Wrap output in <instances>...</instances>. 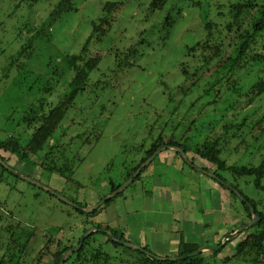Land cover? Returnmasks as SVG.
I'll return each instance as SVG.
<instances>
[{"label":"rangeland","instance_id":"374dc122","mask_svg":"<svg viewBox=\"0 0 264 264\" xmlns=\"http://www.w3.org/2000/svg\"><path fill=\"white\" fill-rule=\"evenodd\" d=\"M60 1L0 0V140L23 132L21 119L34 102L40 99L54 104L57 102V98L65 90L63 86H57L58 82L51 76L52 70L59 67L66 71V66L61 63L63 57L79 54L90 39V48L95 55L100 56L98 68L90 73L92 90L78 97L50 140V144L56 146L54 154L60 166L66 165L69 168L76 165L74 182L69 183L61 175L41 167L34 168L32 162H20L16 156L11 162L21 174L35 178L68 199H78L85 205L90 202L97 203L108 194V182H122L127 171L143 155L137 153L135 148L142 144L148 146L147 142L158 137L160 125L164 129L165 124L170 122L165 86L172 92L184 81L181 64L189 59L188 48L205 39V22L212 20L219 23L218 6H229L244 0H188L177 3L171 0L165 11H160L148 19L144 6L152 0H75L76 10L65 13L58 20L52 29L51 40L33 41L31 30L34 32L39 29ZM189 1L200 5H189ZM254 1L264 5V0ZM108 2L121 4V8L117 13L113 31L99 41L93 28L103 17L104 6ZM173 6H178L181 13L177 9L173 11L171 17L174 24L164 29L166 13ZM143 31H146V42L137 47L139 34ZM29 42L35 47L33 56L20 64L15 61L14 67L8 73L7 64L12 58L18 57L19 51L28 46ZM131 48L137 49L136 57L125 55ZM118 52L123 54L117 57ZM255 76L254 72L247 80ZM97 82L100 83L95 85ZM48 88H53V91L46 92ZM186 103L187 106L180 109L182 115L173 117L174 123L187 113L190 101ZM243 106L244 103H240L237 108L241 109ZM249 111L257 116L262 115L264 97ZM196 116L194 113L193 118ZM24 133L27 134L26 131ZM261 155H264V149L239 158L230 157V162L240 160L242 165H257ZM171 157L174 155L170 150L160 154L140 180L130 185L122 196L115 198L113 203L91 221L107 225L111 220L114 223L120 217L121 223L127 225L125 228L133 237L130 236L131 241H128L143 247L148 246L151 253L160 258L175 256L176 251L169 252V232L175 235L184 233L187 242L206 248L217 246L220 241L227 243L226 239H222L224 234L236 228L239 223L226 224L222 218L213 216L208 210L203 213L200 203L202 193H213L216 189L221 191L216 187L218 184L188 167L181 173L174 164L169 165ZM42 160V154L32 156V161L39 165ZM174 162H178L179 166L183 164L180 159ZM149 173L154 176L146 177ZM4 176L7 182L0 186V201L6 203L7 211L4 212V225L7 227L21 222L38 228L40 234L34 246L24 255L25 264H53L51 255L45 252L42 257L37 255L38 250L46 246V240L42 237L55 236V239L65 241L71 239L84 224V217L49 192L24 180H17L7 172ZM193 176L196 178L193 179ZM78 186L80 190L77 193ZM161 186L180 188L182 202H178L176 207L169 206L162 190V200L146 203V196L151 199L155 192L153 189ZM240 186L249 197L264 200V193L256 191L251 183L242 180ZM192 195L195 196L194 199ZM217 199L220 201V195L210 194L207 207L215 204ZM224 200L230 201L228 196ZM148 205H152L153 209ZM193 205L196 212L192 211L190 218H184L181 222L176 219L178 215H175L173 221L167 216L168 212L175 209L183 207L184 210L185 206L192 208ZM161 212L164 214L161 215L163 221H156V214ZM10 213H13V217ZM225 214L226 219L231 213ZM4 227L0 223V256L6 242L2 236L6 231ZM53 227H61L63 231L51 235L48 229ZM164 231H167V237ZM245 236L246 233H243L242 237ZM233 247L230 244L221 257L231 255L234 252ZM53 249L54 247L51 251ZM107 249L110 253L125 250L116 249L112 245ZM127 250L137 257L140 256L137 250ZM122 253L125 262L117 261L115 264H135L131 259L132 254L127 251ZM213 264L226 263L219 259Z\"/></svg>","mask_w":264,"mask_h":264},{"label":"trees","instance_id":"16d2710c","mask_svg":"<svg viewBox=\"0 0 264 264\" xmlns=\"http://www.w3.org/2000/svg\"><path fill=\"white\" fill-rule=\"evenodd\" d=\"M172 1L177 3L179 1L187 2L188 0ZM170 3L171 0H152L147 6H144L146 18H153L158 12L165 11ZM190 3L200 5V3L192 1H189V5ZM120 8L121 4L116 2L105 4L103 17L100 18L98 24H94L93 28L94 34L99 36V41H102L113 31ZM177 8L178 6H173L168 9L163 22L164 29L174 24V19L171 16L173 11L178 10ZM218 9L220 22L206 21L204 25L205 39L188 48L189 59L181 64L180 69L184 81L172 92H169L168 87L165 86L166 91H164V94L167 96L166 99L169 103L167 115L170 117V122L165 124L166 128L164 129L160 125L161 131L158 137L147 142L148 146L142 144L135 148L137 153H143L142 157L131 166L122 182L110 181L107 183L109 192L101 197L99 201L119 189L157 149L170 145L183 149L193 165L199 166L205 171L213 172L223 183L234 187L253 206L260 216V221L243 232L246 233L245 237H242L243 233H241L238 237L232 239L237 230L252 220L248 203L243 202L234 192L217 180L196 171L193 166H190L181 158L178 152L170 150L173 152L174 157L170 158L169 165L174 164L176 159H180L183 163L181 173L185 171V167H188L193 172L208 177L211 182L218 184L216 187L226 192L230 200L229 211L232 215L241 219V222L236 228L224 234L222 239L227 240L224 247L217 251L204 252L198 256L178 261H158L139 250H137V253L140 256L137 257L127 250L131 248L115 242L103 232H96L83 242L82 247L65 264H115L117 261L122 263L125 262L122 253L124 251L133 255V257L131 255V259L135 264H213L218 262L219 259L226 264L233 262L264 264V200L249 197L240 186V181L245 180L246 183H251L256 191L264 193V155H261L257 165H242L240 160L234 163L230 162V157L231 159L234 157L239 158L264 149V113L257 116L249 111L255 106L256 102L264 97V5L258 4L254 0H244L229 6L220 5ZM74 10H76L75 0H61L43 21L41 27L34 32L31 30L33 33L31 39L33 41L51 40L54 25L65 13ZM178 13L180 14L181 11L178 10ZM145 35L146 31L139 34L137 47L146 42ZM90 44L89 39L79 54L63 57L61 63L66 66V71L63 68L59 69V67L52 70L51 76L58 82L57 86H63L65 90V93L57 98L56 105L45 99L37 100L27 108L21 119L24 127L23 132L11 134L0 140V155L13 168L15 167L11 162L13 157L16 156L20 162L27 164L32 162L34 168L41 167L43 170L61 175L69 183L74 182L73 176L76 165L69 168L66 165L60 166L58 158H55L54 154L56 146L50 144V140L64 122L68 111L74 106L78 97L84 92L92 90L90 73L98 68L100 56L95 55L94 50L92 51L90 48ZM33 45L29 42L28 46H24L19 51L18 57L10 60L6 66L8 73L14 67L15 61L20 64L33 56L35 53ZM118 53L117 57L123 54ZM136 54L137 49L131 48L125 55L136 57ZM254 72L256 76L251 80H247ZM99 83L97 82L95 85ZM50 90L53 91V88L46 89V92ZM193 96L195 98H192ZM188 101H190V105L187 113L174 123L173 117L182 115L180 109L182 106L186 107ZM240 103H244V106L238 109L237 106ZM194 113L197 116L193 118ZM211 113L213 114L211 115ZM5 154L8 156H5ZM40 154H42L43 160L39 165L32 161V156ZM152 164L153 162L145 167L132 184L140 180ZM0 168L2 170L0 172V186L7 182V178L4 176L5 172L14 176L17 180H22L6 170L1 164ZM153 176L150 173L146 175V177ZM79 190L78 186L76 192L78 193ZM122 194L119 196H122ZM71 200L82 208H88L96 204L90 202L82 205L78 199ZM114 200L107 201L99 210L90 215L83 214L73 208L84 217V224L77 230L75 236L66 241L55 239V236H50V238L43 236L42 238L46 240V246L38 250L37 255L42 257L45 252L51 255L53 264H59L60 259L68 251L81 244L84 234L93 226L111 230L119 240L129 242L127 232L119 226L112 225V221L107 225L91 221L98 217L102 210L113 203ZM5 206L6 203L0 201L1 227H4L6 222V218H4L6 217L4 212H7ZM10 216L13 217V213H10ZM4 229L6 231L2 236H4L3 239H6V242H4V250L0 256V264L9 262L11 264H25L24 255L39 238L38 228L20 222L5 226ZM62 231L63 228L61 227L48 229V233L51 235L52 233L59 234ZM75 239L77 240L73 243ZM221 244L220 241L217 246ZM230 244L234 245V252L222 258L223 251ZM110 245L116 249L124 248L125 250L122 252L115 250L114 253H110L107 249ZM52 247L54 249L51 251ZM202 247L200 244L187 242L184 233H180V245L175 256L183 257L196 252ZM144 248L146 251L151 252L148 246H144ZM36 264H40V262Z\"/></svg>","mask_w":264,"mask_h":264},{"label":"water","instance_id":"95a60500","mask_svg":"<svg viewBox=\"0 0 264 264\" xmlns=\"http://www.w3.org/2000/svg\"><path fill=\"white\" fill-rule=\"evenodd\" d=\"M167 150H174L176 152H178L181 156V158L188 163L190 166H193L195 168L196 171L202 173V174H206V176L213 178L214 180H217L218 182H220L221 184H223L224 186H226V188L230 189L232 192H234L243 202L248 203V201L231 185L225 184L222 182V180L213 172L211 171H205L203 168L193 165V163L188 159L186 153L184 152L183 149H181L180 147H174V146H170V145H165L160 147L159 149H157L154 154L149 157L139 168L138 170L126 181L124 182V184L117 189L115 192H113L112 194L106 196L105 198H103L101 201H99L98 203L94 204L91 207L88 208H82L80 207L78 204H75L72 200L68 199L67 197H65L63 194L57 192L54 189H51L49 186H47L46 184L36 180L35 178H32L30 176H27L25 174H21L20 172H18L15 168H13L12 166H10L7 162L4 161V159L2 158V156L0 155V164L9 172L13 173L15 176L19 177L20 179L27 181L33 185H36L39 188H42L43 190L51 193L53 196L57 197L59 200H61L62 202H64L65 204L79 210L80 212H82L83 214L86 215H90L92 213H94L95 211L99 210L100 207H102L107 201L111 200V199H115L117 198L120 194H122L135 180L136 178H138L141 174V172L143 171V169L145 167H148L156 158L157 156H159L161 153H163L164 151ZM248 206L250 208L251 214H252V220L245 226L241 227L239 230H237L234 234V236L232 237V239L238 237L241 233H243L245 230L255 226L259 221H260V216L256 213L255 209L253 208V206L251 204L248 203ZM96 232H103L105 234H107L112 240H114L115 242H118L120 244L125 245L128 248L134 249V250H139L142 252H145L148 256H151L153 258H155L158 261H178L181 259H187L190 257H194V256H198L204 252L207 251H217L220 250L224 247L225 243H222L220 246H213L211 248H206V247H202L199 250H197L196 252L180 257V256H173V257H167V258H160L157 257L155 255H153L151 252L146 251L145 248L143 246L137 245V244H133L131 242H125V241H121L119 240L114 233L111 230L108 229H102V228H98L96 226H93L91 228H89V230H87V232L84 234L83 238H82V242L81 244H79L76 248H74L73 250L68 251L61 259L59 264H65L67 262L68 259H70V257L77 252L83 245V242L90 237L93 233Z\"/></svg>","mask_w":264,"mask_h":264},{"label":"crops","instance_id":"0c3cea01","mask_svg":"<svg viewBox=\"0 0 264 264\" xmlns=\"http://www.w3.org/2000/svg\"><path fill=\"white\" fill-rule=\"evenodd\" d=\"M175 167L178 168L179 170H181L182 166H179L178 165V162H175L174 163ZM193 179L196 178V176H193L192 177ZM156 189H153L154 191V195L151 196V199L149 198V196H146V203L150 204L149 201H153L154 203L159 199V200H162L160 197V195H162L161 191L163 190L164 191V196H165V200L167 201V203L169 204V206H175L177 205L178 202H182V199H181V189L180 188H174V187H171V186H161V187H155ZM217 190V189H216ZM214 191L213 193H202L200 195V203L202 205V210H203V213L208 210L209 213H211L213 216L216 215L215 217H219V218H222L223 219V222H226V224H232L233 223H240L241 222V219H238L236 216L230 214V216L225 219V216H226V212L229 213V201H225L224 200V197H227V194L226 192H224L223 190L219 191ZM217 194L218 196L220 195V201L217 199L216 200V203H212V206L208 205L207 207V203L209 202V197H210V194L214 195V194ZM205 196V197H204ZM193 199L195 198L194 195H192ZM208 197V198H206ZM222 197V198H221ZM150 208L153 209V206L152 205H148ZM196 208L195 206L193 205L192 208H189V207H186L184 208L183 210V207L181 209H175L173 212H168V215L167 216H170V219L171 221H173L175 219V215H178L176 217V219L181 222V220H184V218H190V214L192 211L196 212L195 211ZM222 211L224 214H222ZM172 213V214H171ZM156 221H159L162 220L163 221V213H157L156 214ZM162 215V216H161ZM114 218V217H113ZM119 219L117 221H115L114 223H112V225L114 226H119L121 228H123L124 230L127 231V238L128 240H130V236L132 237V235H129V232L128 230L125 228V226L127 225H123V223H121V219L120 217H118ZM230 218V219H229ZM116 220V219H115ZM225 220V221H224ZM112 221V220H111ZM170 221V222H171ZM113 222V221H112ZM160 223V222H159ZM176 232H179V230H176ZM165 236L167 237V231L165 232ZM173 235V236H172ZM169 236L170 238H168L169 240H171V250L169 248V252H172V251H176L178 250L179 248V245H180V235L178 234H172V232H169ZM133 238V237H132ZM131 241V240H130ZM166 253V252H164Z\"/></svg>","mask_w":264,"mask_h":264}]
</instances>
